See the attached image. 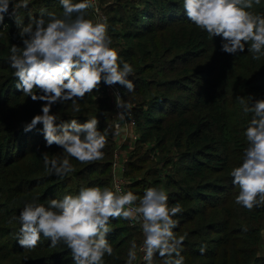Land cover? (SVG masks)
Wrapping results in <instances>:
<instances>
[{"label": "trees", "instance_id": "obj_1", "mask_svg": "<svg viewBox=\"0 0 264 264\" xmlns=\"http://www.w3.org/2000/svg\"><path fill=\"white\" fill-rule=\"evenodd\" d=\"M41 9L61 12L58 0H33L17 15L27 22L29 14L38 16ZM255 11L264 14V0ZM111 12L108 30L113 47L118 43L121 59L136 67L129 77L135 91L128 93L122 87L139 130L134 157L124 170L130 177L127 190L142 195L146 188L134 172L149 152L135 149L154 142L153 148L165 154L164 163L170 166L159 186L170 204L179 202L183 207L175 217L179 223L174 231L187 234L182 246L185 264H264V207L249 211L235 204L238 187L229 175L246 146L243 133L250 118L237 97L264 98V58L252 60L246 50L235 56L222 52L221 38H209L196 28L173 0H131L115 5ZM86 15L92 17L90 10ZM13 43L21 40L10 7L0 25V264H72L64 245L52 248L43 237L34 250L21 248L15 239L19 222L14 218L35 196L47 204L81 186L111 185L113 102L102 83L100 93L78 101L79 113L70 101L53 105L58 123L72 118L83 122L96 115L101 130L108 131V144L103 161L83 165L72 159L75 171L68 176L47 174L42 154L47 151L52 157L62 150L46 147L40 125L31 132L23 130L43 102H34L15 88L8 62ZM111 227L108 240L115 255H106V264H126L131 242L142 240L140 229L125 220H113ZM202 244L204 254L199 250ZM133 264L143 262L137 259Z\"/></svg>", "mask_w": 264, "mask_h": 264}, {"label": "clouds", "instance_id": "obj_2", "mask_svg": "<svg viewBox=\"0 0 264 264\" xmlns=\"http://www.w3.org/2000/svg\"><path fill=\"white\" fill-rule=\"evenodd\" d=\"M33 0H0V25L11 7L20 44L9 49L8 62L16 80L15 88L32 101H41V111L23 124L25 133L39 128L46 147L56 145L62 154L52 157L45 151L41 158L47 174L61 179L75 171L71 160L89 165L103 161L108 144V131L101 130L96 115L81 122L77 118L57 122L52 111L55 104L70 101L72 110L81 111L86 95L100 93L103 83L117 84L128 93L135 91L129 79L135 74L133 65L122 60L113 47L108 32V18L99 14L96 0H58L61 12L40 10L25 18L17 15ZM179 3L188 20L209 38H221V51L230 55L251 54L252 60L264 58V14L255 11L262 0H173ZM93 9L97 14L88 17ZM112 95L117 108L114 136L121 132L120 122L132 116L133 105L120 91ZM247 120L244 129L246 146L240 162L229 175L238 187L235 204L252 211L264 207V98L237 97ZM179 202L169 203V196L160 186H148L142 195L127 190L124 182L113 179L111 185L81 186L76 193L66 192L47 204L35 196L23 203L16 219L19 229L15 239L26 250H34L41 238L56 248L64 245L72 264H106L105 256L115 250L108 240L113 220H125L138 226L142 235L139 244L133 240L126 264H133L142 253L143 264H185L182 255L187 234L177 235L175 219L182 214ZM247 227L243 231H247ZM204 254L206 245L200 246Z\"/></svg>", "mask_w": 264, "mask_h": 264}, {"label": "rangeland", "instance_id": "obj_3", "mask_svg": "<svg viewBox=\"0 0 264 264\" xmlns=\"http://www.w3.org/2000/svg\"><path fill=\"white\" fill-rule=\"evenodd\" d=\"M100 1H101L102 8H103L105 14L109 18V16L112 15L111 9L113 7H115V5L125 4L126 2H130L131 0H100ZM91 15H92V17L95 16L92 12H91ZM108 29H109V27H108ZM118 40H120V42H122L121 44H123V41L121 39H118ZM114 42H117V39L114 40ZM115 48L119 51L120 45H118V43H116ZM133 68L135 70L136 67L134 66ZM150 74H151V72H147L146 75H150ZM152 88H154V87H152ZM125 101H127V100H125ZM127 102H129V101H127ZM112 114H113V112H112ZM133 114L136 115L135 112H133ZM112 120H113V118H112ZM113 124H114V120H113ZM137 129H138V127H137ZM112 133H113V128H112ZM135 143H136V141H134L132 143V146H130L129 143L123 144V147L125 148V150L128 151L127 154L129 155L127 160H125V168L127 167V163L134 157L131 154L134 151L133 148L135 147ZM153 145H154V142L149 141V142L144 143L143 146H141L140 148L137 147L135 149V151L141 150V152H145V150H146V152L147 151L149 152V154L146 153L148 158H146L144 160L143 159L139 160L138 165L140 167L137 169L136 172H134V176H138V178H142V181L144 183L143 187H148L150 185L159 186V184H161L163 179H165V177H166L165 176L166 170H170V166L168 168V166L165 165L164 160H163V157L165 154L160 153L158 147L153 148ZM115 146H116V141H115ZM127 177L130 181V177L129 176H127ZM159 179H161V180H159ZM263 236H264V228H263ZM139 260H142L140 253H138V261ZM154 264H159V261L156 258L154 260Z\"/></svg>", "mask_w": 264, "mask_h": 264}, {"label": "built area", "instance_id": "obj_4", "mask_svg": "<svg viewBox=\"0 0 264 264\" xmlns=\"http://www.w3.org/2000/svg\"><path fill=\"white\" fill-rule=\"evenodd\" d=\"M96 2H97V7L99 8V14L106 16L108 18V16L105 14V12L102 8L101 1L96 0ZM89 10L94 15L97 14L93 9H89ZM108 24H109V18H108ZM108 32H109V30H108ZM109 35H110V33H109ZM103 86H105V88L107 89V91L111 97V102H113V120H114L113 131H114L115 124L117 123L116 113L118 110L115 106V99H114V96L112 95V93L114 90L118 89L124 98L123 88L119 84H117L113 87H108L104 84H103ZM131 111H132V116L129 119H127L126 121L120 122V124H121L120 135L119 136L112 135L113 138H115L116 146H115L113 158H112V179H111V183H112L114 178L118 179V180L124 182L126 189H127V183L129 181V179H128L126 173H124V170H125V160H127L129 155L127 154L128 153L127 150H125V152H124L123 144L129 143V145L132 146V141H136V139L138 138V135H139V131L137 129L136 115L133 114V109ZM129 136L132 138H130ZM140 255L142 257V253H140Z\"/></svg>", "mask_w": 264, "mask_h": 264}, {"label": "crops", "instance_id": "obj_5", "mask_svg": "<svg viewBox=\"0 0 264 264\" xmlns=\"http://www.w3.org/2000/svg\"><path fill=\"white\" fill-rule=\"evenodd\" d=\"M113 137V136H112ZM130 137V136H129ZM130 138H132V137H130ZM134 141H132V143H133ZM128 146V145H127ZM124 152H125V148H124Z\"/></svg>", "mask_w": 264, "mask_h": 264}]
</instances>
